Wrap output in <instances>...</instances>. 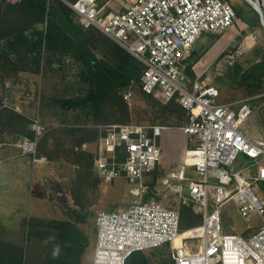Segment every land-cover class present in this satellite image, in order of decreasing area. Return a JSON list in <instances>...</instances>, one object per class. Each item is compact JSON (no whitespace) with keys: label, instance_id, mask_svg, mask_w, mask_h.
Returning a JSON list of instances; mask_svg holds the SVG:
<instances>
[{"label":"built area","instance_id":"obj_1","mask_svg":"<svg viewBox=\"0 0 264 264\" xmlns=\"http://www.w3.org/2000/svg\"><path fill=\"white\" fill-rule=\"evenodd\" d=\"M115 1L75 0L68 4L85 28L99 29L138 59L143 66L142 89L147 94L174 99L189 112L188 123L181 129L196 145L187 150L181 169L166 176L162 184L181 191L182 182L190 181L188 200L203 217V231L181 238L180 211L156 198L142 199L124 210H102L96 217L92 264H126L134 252L165 244L173 245L175 264H227L228 254H232L233 264H264V199L255 190L264 183V138L242 131L252 113L249 105L236 109L234 104L222 103L218 88L186 76L197 39L235 25L233 4L229 0H121L122 9H112ZM11 107L8 96L0 105V127L2 110ZM30 129L32 136L19 138L15 145L22 155L35 156L48 129L37 117ZM167 129L134 124L105 129L95 162L99 176L110 182L119 177L143 180L152 174ZM240 154L251 160V166L231 172L229 168ZM187 168L193 169L196 179L186 177ZM173 184H180V190ZM131 191L145 195L147 189L141 185L139 192ZM232 200L249 230L255 229L252 234L225 233L222 207ZM188 241L195 243L189 245Z\"/></svg>","mask_w":264,"mask_h":264},{"label":"rangeland","instance_id":"obj_2","mask_svg":"<svg viewBox=\"0 0 264 264\" xmlns=\"http://www.w3.org/2000/svg\"><path fill=\"white\" fill-rule=\"evenodd\" d=\"M65 1L67 3L70 2L68 0ZM229 1L233 4L234 8L240 9L251 22H248L243 15H237L235 25L227 31L219 33V36L214 37L209 33L202 34L195 44V49L199 52L197 59L191 64L193 77L189 75L188 70L186 76L191 80L199 79L204 83L218 88L220 91L219 100L222 103L234 104L236 109L245 104L249 105L252 113L243 122L242 131L254 138H264V84L261 88H252L239 80L243 70H247L257 62L264 60V25L261 20V15L250 2L247 0ZM122 3L121 0L115 1L112 3V9H119V5ZM75 13L73 14V18L76 22H79L77 18L78 14L76 13V15ZM88 31L94 38V43H91L92 50L100 59L108 62V64L115 65L117 63V58L114 56L111 47H124L103 34L97 28H91ZM229 33H233V37L221 51L219 50L220 52L218 51L219 53L217 52L215 56H211L209 59L210 51L215 47L218 41H221L220 39L224 35L226 36ZM225 39L224 41L228 40L227 38ZM224 52L226 53L220 57ZM201 61L204 62V65L200 70H197L196 65ZM61 68L63 67H59V65H53L49 68L46 62L41 74H28L22 71L17 76H11L4 81L1 80L0 77V105L3 104V100L6 97L10 96L12 107L7 109H19L18 105L19 102L21 103L22 98L24 96L25 98H29L34 109L31 113L32 115L29 116V126H31L33 118L37 117L48 129L41 140L47 135H55L54 137L56 139L53 145L55 147L52 149V152L50 151V153L54 155V158L58 156L66 160L67 155H69L71 161L75 164L74 154L82 153L86 155V162L90 161L91 165L93 162V168H82L79 169L80 173L78 172L80 180L85 181V183L83 182V184L81 183L78 185V192L80 198L85 203L84 212L87 213V217L84 219L85 221H83L85 223L81 225V228L84 230V236L89 239L86 249L83 253L81 252L82 257L80 256V264H92L97 213L102 210H124L142 199L148 200L156 198L164 203V205L178 209L179 211L184 206L183 221L181 219V223L183 226H191L183 230L184 235L182 238L192 235V232L186 231L202 225L203 217H196L189 209L190 206L193 207V203L188 200V186L190 181L185 180L182 184L180 183L182 186L180 184H173V186H176L179 190L181 186V191L165 188L162 184V180L166 176L181 169L183 163L178 165L175 158L179 155L177 150L185 145L186 139L189 140V145L192 143V146L188 150L193 149L196 145L191 137L181 129L187 120H189V112H186L185 116L176 113L175 116L173 115L168 121V119H166L168 115L163 112V109L165 106L170 105L169 101L155 95L152 97L145 95L141 88V82H133L128 89L122 90L117 96L107 101L98 116L93 115V118L89 120L90 124L98 128L99 136L94 141L89 142V147H86L87 149L82 151L83 144H78L75 138H72L73 136L65 137L60 133L63 127H61V113L59 108L52 107L45 109L42 106V99L45 96L62 93L70 94L69 85L73 82L77 83L80 71L75 65L74 71L70 72H66L65 68ZM27 83L28 85H26ZM75 95H77V93H75ZM129 124L140 126L161 125L168 127L162 135L163 137L167 135V132H172L170 137L166 136L167 139L165 138L168 147L165 146V148L162 149V155L156 170L152 174L145 176L143 180L132 181L126 177H119L110 182H105L99 176L95 165L100 154V138L108 127ZM3 133L5 132L1 126L0 140L3 143L2 145L5 144V136H3ZM15 133L19 138H21V135L22 137L30 136V134H20L21 132L19 131ZM162 137L160 140L161 147ZM65 140L71 143H67ZM60 143L62 145H60ZM65 150H67V152H65ZM61 152L64 153L59 154ZM38 154L39 152H37L36 155ZM163 163L165 164L164 166H167L166 169L165 167L164 169L162 168ZM251 163L248 157L240 154L229 169L231 172H236L251 166ZM74 171L73 169V172ZM186 177L190 180L197 178L192 168H187ZM86 178H88V184H86ZM141 185L142 187H146L147 193L145 192L144 195L141 191V194L135 195L131 190L135 189L139 192ZM235 186L236 185L232 186V188H235ZM255 190L260 198L264 199V186L261 184ZM185 207L188 208L186 212H184ZM222 215L225 233L248 236L255 231V229L249 230V223L239 214L237 202L234 200L229 201L222 207ZM198 233V230L193 231L195 235H198ZM7 239L25 244V264H45L47 254L45 253V249L42 248L41 245L39 246L41 243H34L31 240H26V242L23 243V238L19 239L16 235H8ZM84 242L85 240L80 241V246ZM187 243L190 245L195 242L188 241ZM142 252L145 255V260H141L136 264H175L173 256L174 249L171 244H165L159 248L148 249Z\"/></svg>","mask_w":264,"mask_h":264},{"label":"trees","instance_id":"obj_3","mask_svg":"<svg viewBox=\"0 0 264 264\" xmlns=\"http://www.w3.org/2000/svg\"><path fill=\"white\" fill-rule=\"evenodd\" d=\"M235 10L238 16L243 15L248 22H251L240 9L235 8ZM74 13L73 8L65 0H17L14 2L0 0V77L4 81L11 76H17L22 71L28 74H41L46 62L47 67L59 65L65 68L66 72L74 71L75 65L80 71L79 81L71 82L70 94L45 96L42 99V106L45 109L59 108L61 127H63L60 133L65 137L73 136L72 138H75L78 144H82L84 141H94L99 136L98 128L90 124L89 120L93 118V115L98 116L104 104L111 98L117 96L122 90L128 89L133 82H141L143 66L124 48L115 46L111 47L117 58L115 65L100 59L91 48L94 38L88 31L95 27L85 28L76 13L79 22L74 20ZM210 35L216 37L220 34ZM198 52L194 48L188 57V73L192 77L191 64L197 59ZM225 53H222L220 57ZM239 80L248 87L261 88L264 84V60L243 70ZM142 91L147 96H154L147 94L143 89ZM169 103L170 105L163 109V112L168 115L166 118L168 121L176 113L185 116L188 112L174 99ZM3 114L11 125L16 127L17 132L32 136L28 128L30 120L27 117L7 108L2 110L1 119ZM187 123L188 120L185 125ZM16 137L15 140L19 138ZM44 140L45 138L39 144V155H41L40 149ZM62 153L64 152L59 154ZM49 157L53 158V155ZM85 157L86 155L82 153L74 154L79 173V169L91 167V162H86ZM262 185L264 186V183ZM77 201L79 209L76 214L73 213V217L77 215L78 220L83 222L87 217V213L84 212L85 203L80 196ZM183 207L180 210L182 221ZM189 209L196 217H202L193 207L190 206ZM186 211L188 208L185 207L184 212ZM61 224L64 227L72 225L69 221L61 222ZM189 226H183L181 223V230H186ZM47 236L50 239L44 248L47 254L45 264H80V256L89 242L88 237L81 235L78 243L67 241L70 235L66 233L59 237L60 235L56 232H48ZM84 240L85 242L80 246V241ZM25 253V247L0 239V264H25ZM141 260H145V255L142 251H137L128 258L127 264H136Z\"/></svg>","mask_w":264,"mask_h":264},{"label":"crops","instance_id":"obj_4","mask_svg":"<svg viewBox=\"0 0 264 264\" xmlns=\"http://www.w3.org/2000/svg\"><path fill=\"white\" fill-rule=\"evenodd\" d=\"M228 41L223 44L221 50ZM18 107L19 109L12 110L28 119L34 111L33 104L25 96L21 103L19 102ZM1 126L5 132L3 133L5 144L0 146V239L25 247V244L19 241L7 239L8 235H16L19 239L23 238V243L26 240H31L34 243H41L39 246L45 248L50 239L47 233L56 232L60 235L59 237L66 233L70 235L66 239L67 241L79 243V237L84 235L81 225L85 222L79 221L77 215L73 217V213L76 214L79 209L78 185L85 181L80 180L78 163L74 164L69 155L66 160L59 157L54 158V155L53 158L49 157L52 155L50 151L52 152L55 147L53 145L56 139L55 135L51 133L45 137L41 145V155H22L15 145L17 142L15 140L16 127L11 125L4 114ZM28 128H30L29 125ZM171 133V131L167 132V135L162 137V149L165 146L168 147L166 139L171 136ZM189 143V140L186 139L185 145L180 149L177 148L179 155L175 161L178 165L183 163L187 150L192 146V143L191 145ZM82 144V151H85L86 147L90 145L88 141H84ZM164 165L163 163L162 168L166 169L167 166ZM91 168H93V162ZM86 184H88V178H86ZM65 221L71 222L72 225L64 227L61 222ZM93 242L95 244V240Z\"/></svg>","mask_w":264,"mask_h":264},{"label":"bare ground","instance_id":"obj_5","mask_svg":"<svg viewBox=\"0 0 264 264\" xmlns=\"http://www.w3.org/2000/svg\"><path fill=\"white\" fill-rule=\"evenodd\" d=\"M253 5L254 6H256V8L258 9V12L260 13H262V15H263V18H264V0H254L253 1ZM233 33H230L229 35H227V36H225L223 39H221V41H218V43L215 45V47L210 51L211 53L209 54V59L211 58V56H215V54L219 51V50H221V48H222V46H223V44H225L224 42H226V41H224V40H226L225 38H227L228 40H230L233 36ZM204 65V62L203 61H201L200 63H198L197 65H196V69L197 70H200V68L202 67ZM195 230H198L199 231V233H198V235H200V234H202V225H200L199 227H197V228H194V229H190V230H187L186 232H192V234H193V231H195ZM184 234L182 233V235H181V238H182V236H183ZM180 238V239H181ZM179 239V240H180ZM227 261H228V263L227 264H233V262H232V254H228L227 255Z\"/></svg>","mask_w":264,"mask_h":264},{"label":"water","instance_id":"obj_6","mask_svg":"<svg viewBox=\"0 0 264 264\" xmlns=\"http://www.w3.org/2000/svg\"><path fill=\"white\" fill-rule=\"evenodd\" d=\"M247 1L250 2V4H252V6L258 11V9L256 8V6L253 5V1H254V0H247ZM258 13H259V12H258ZM259 14L261 15V20H262V23H263V25H264V18H263V15H262L261 12H260Z\"/></svg>","mask_w":264,"mask_h":264},{"label":"clouds","instance_id":"obj_7","mask_svg":"<svg viewBox=\"0 0 264 264\" xmlns=\"http://www.w3.org/2000/svg\"><path fill=\"white\" fill-rule=\"evenodd\" d=\"M54 255H55V253H54Z\"/></svg>","mask_w":264,"mask_h":264}]
</instances>
